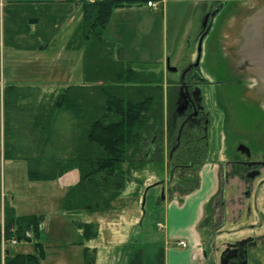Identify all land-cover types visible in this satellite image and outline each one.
Listing matches in <instances>:
<instances>
[{
	"label": "rangeland",
	"instance_id": "rangeland-1",
	"mask_svg": "<svg viewBox=\"0 0 264 264\" xmlns=\"http://www.w3.org/2000/svg\"><path fill=\"white\" fill-rule=\"evenodd\" d=\"M216 3L224 4L214 15L208 33L202 39L198 67L202 77L208 82L203 83L205 91L208 94L210 89L218 87L222 95L231 99L227 110L226 127L229 134L239 141L256 138L264 146V89H258L257 86L258 77L259 80L264 81V72L260 75H249L247 71L238 68L237 61H234L241 46L248 44V39L245 38L249 32L248 28L250 30L251 27H255L258 19H264V0H212L211 2L196 0L193 9L190 8L191 3L182 5L186 10L183 13L169 4L167 34L165 36L163 34L161 20L158 27L156 23L153 36L147 38L122 30L118 34V40L113 41L114 59L130 61L136 68L145 64L148 70L162 72L164 85L169 80L175 81L173 84L178 83L177 72L168 71L165 62L168 59L169 65L180 71L195 61L196 39L203 24L204 13ZM158 15L161 17L160 10ZM30 20L34 21L30 22ZM81 20V6L78 2L68 0L46 5L10 6L5 8L4 14L0 10V222L3 223L5 203L11 204L17 215H44L38 239L44 244L46 251V258L41 259L44 264H81L84 248V245L79 243L81 241H85V245L88 243L89 246H96V256L97 247L101 248L99 257L97 256L99 264H114L124 256L152 258L153 255V258L161 260L162 252L159 250L162 243L164 244V235L163 230L158 227V222H163L167 211L171 214L174 209L172 204H176L179 200L175 199V202H170L168 205V199L173 196L174 190L190 186V182L181 183L180 177L189 178L191 181L199 178L197 171H193L190 167L174 166L177 164L172 162L178 161L175 159L176 156L172 158V162L148 163L142 170L134 172L133 177L127 180L124 190L114 202L115 211L89 215H70L62 212V197L69 185L77 181L79 176L76 169L54 180L31 181L27 177V163L24 159L5 156L6 151L12 153L13 150L7 147L10 138L4 134L8 125L5 116L4 87L14 85L18 87L19 92L33 95L26 101L31 102L37 110L42 102H51L50 96L56 95L59 89L70 83L82 81L83 48L72 49L67 46ZM164 46L170 49H167L169 53L165 57L162 56ZM173 46L176 48L173 49ZM166 93L165 90L164 94ZM212 99L214 100V94L210 92L206 98L207 110L213 122L209 131L210 148L201 149L199 155L194 158L195 167L198 168L211 161L218 165V162L225 157L222 147L224 130L221 127L224 113ZM166 156L165 153L164 161L167 160ZM189 156L184 155L185 161L191 160ZM184 159L179 161L184 162ZM201 173L206 186L200 199L206 195L211 183L210 171L204 169ZM220 173L218 172L219 176ZM163 183L165 189L162 191ZM221 186L220 183L219 189ZM232 189L239 195L240 189L237 188V184L235 187H229V190ZM164 196L167 197L166 202L163 201ZM173 197L177 198L178 195ZM250 203L252 204V201ZM235 205L236 210L232 212L226 207L227 213L224 218H232L239 208L242 209L237 202ZM257 205L259 207L261 205V192ZM196 212L197 210L193 208L192 213L190 210L189 214H186V218L189 217L184 225H180L184 234L190 235V231L194 229ZM259 217V214L252 210L249 217L242 214L236 221L221 225L216 230L215 236L204 243L207 248V263H213V259L215 263L218 262L225 243L239 237H255L263 233L264 224H261ZM79 219L97 222L98 236L86 241L74 224V221ZM175 223L178 224L176 221ZM146 227L152 228L150 232L152 235L149 234V230V236L142 233ZM115 229L119 231L116 236L113 235ZM121 229H125L123 234ZM150 236L153 238L154 250L147 255L142 251L134 254V239H137L138 244H144L143 241ZM121 242L124 243L119 245ZM258 242L253 248L254 257L249 259L248 264H264V240ZM3 243L2 250L8 248L11 253L36 251L34 239ZM107 245H114L109 254L105 252Z\"/></svg>",
	"mask_w": 264,
	"mask_h": 264
},
{
	"label": "trees",
	"instance_id": "trees-1",
	"mask_svg": "<svg viewBox=\"0 0 264 264\" xmlns=\"http://www.w3.org/2000/svg\"><path fill=\"white\" fill-rule=\"evenodd\" d=\"M68 1L81 6L82 20L67 46L83 48L82 81L59 89L50 96L51 102H42L37 110L26 101L33 95L19 92L14 85L5 86L8 125L4 134L10 138L7 147L13 150L5 156L24 159L31 181L54 180L76 169L79 176L62 197V212L109 213L115 211L114 202L134 172L148 163L164 162L166 146L171 147L175 140V81L164 85L162 72L114 59V43L104 37L114 9L149 0ZM194 75L206 82L200 72ZM223 98L218 92L215 102L227 114ZM43 222L44 215H17L14 207L5 203L0 264H43L46 251L38 240ZM74 224L86 241L99 234L97 222L79 219ZM32 239L35 253L2 250L3 242ZM79 243L84 245L81 264H95L96 248L85 241Z\"/></svg>",
	"mask_w": 264,
	"mask_h": 264
},
{
	"label": "flooded vegetation",
	"instance_id": "flooded-vegetation-1",
	"mask_svg": "<svg viewBox=\"0 0 264 264\" xmlns=\"http://www.w3.org/2000/svg\"><path fill=\"white\" fill-rule=\"evenodd\" d=\"M223 4L221 7H223ZM216 5L214 7L211 5L209 11L204 13L203 21L206 15L209 17ZM199 31L196 40H198L199 35L203 31V27ZM254 37L255 35L253 34ZM251 51V54H248L246 59H243V57L240 59L242 63L237 64V67L247 71L249 75H260L261 72H264L263 45L253 41ZM193 63H189L186 68L180 71L176 69L175 73L177 72L178 74V83L172 85L175 87L174 90L177 95L176 108L173 114L176 132L175 140L172 141L171 147L168 148L166 146V161H171L176 156L175 159H178V161H173L172 164L176 163V166H180L181 168L184 166L195 167L196 160L194 158L199 155L200 150L206 147L210 148L209 131L213 122L210 112L207 110L206 98L208 94L210 95V92H213L214 100L212 99V101L216 103L218 92L221 95L223 94L219 91L218 87L210 89L207 94L203 83L207 84L208 82L196 79L197 77L194 74L199 72V66L195 68ZM199 77L202 78V76ZM258 78V89H264V81ZM222 97H224L222 102L229 107L231 99L229 97L226 98L224 95ZM227 121L228 115L224 114L221 127L224 130L222 147L225 157L217 165V173L221 172L219 179L222 185L220 189V209L223 214H225L226 207L232 212L236 210L234 208H236L235 204L237 202L248 214L252 210H255L260 216L261 224H264V146L256 138H248L245 139L246 141L236 140L232 134L227 132ZM230 152L232 153L230 154ZM184 155H190L189 158L191 160L185 161ZM183 159L184 162L188 163L180 162ZM211 163L215 164L212 161ZM231 181L237 184V188L238 186H242L243 189L239 191V195L234 193V189L230 190L228 192V201H226L223 198L225 185L230 184ZM260 192L261 205L259 207L257 202ZM246 200H251L252 204L250 202L245 203ZM258 240H264V230L256 239L254 237H245L225 243L220 251L217 264H248L249 259H253L254 257L253 248L259 243Z\"/></svg>",
	"mask_w": 264,
	"mask_h": 264
},
{
	"label": "crops",
	"instance_id": "crops-1",
	"mask_svg": "<svg viewBox=\"0 0 264 264\" xmlns=\"http://www.w3.org/2000/svg\"><path fill=\"white\" fill-rule=\"evenodd\" d=\"M59 1L62 2L64 0H0V10H2L4 14L5 8H9L10 6H13V7L22 6L23 7V6L34 5V4L35 5H46V4H53ZM155 1L160 6L161 17L158 15L159 11L156 13L146 4L133 5L130 7H122V8L114 9L111 13L109 22L105 29V33H104L105 39L114 43L113 41L118 40L117 39L118 34L121 33L122 30H125L129 34L137 33L136 35H141L142 37L144 36L146 38L148 36H153L154 27L156 26V23H157V27L158 25H160V20H161V26L163 24V27H162L163 34L165 36L167 34V31H166L167 9L169 7V4H172L174 9H178V11L183 13L184 11H186L184 10V6H185L184 4L191 3L190 8L193 9V5L196 0H155ZM198 1L211 2L212 0H198ZM172 48L175 49L176 46H173ZM167 49L169 48H167V46L165 48L164 46V50L162 52L163 57H165V55L169 53ZM164 162H167V161L165 160ZM190 169H192L193 171H197V173L199 174V178L197 180L193 179L191 181V179L189 178L186 179V178L180 177L182 182L181 181L179 182L184 183V184L190 182L189 184L190 186H188L187 188L181 187L180 189L173 191V196L178 195V197L175 198L173 196H170L167 204L169 205L170 202L172 203V202H175V199H179L176 202L177 205L172 204V206H174V209L171 212V214L167 211L163 222H158V227L161 230H163V235H164L163 236L164 244L162 243V246H160V250H159L160 252H162L161 260L153 258V255H152V258H148V257L131 258V257L124 256L123 258L121 257L118 261H115L117 259L113 260L115 261L114 264H156V262H158L159 264H208L207 263L208 255L206 251L207 248H205V244H204L205 241L215 236L216 230L219 229L221 225L226 224L227 222H230L233 220L236 221L238 217L241 216L242 214L247 215L248 217L250 216L251 213L248 214L246 213V211L244 212V208L242 209L239 208L238 209L239 212L237 210L236 212L237 214L236 215L234 214L232 218H224L223 216H225V214H223L222 211L219 213L221 187L220 189L218 187L220 186V179H219V174L217 173L218 168L216 164L207 162L206 164H204L203 166L199 168L190 167ZM204 169H206L207 172L210 171L211 183H210V187L208 188L209 190L206 193V195L200 199L202 191L205 190V186H206L204 183V178L201 175L202 174L201 172ZM183 181H186V182H183ZM235 184L236 183L231 181L230 184L228 183L225 186L223 198L226 201H228L227 200L228 195H229L228 192L230 191L228 186L230 185L233 187L235 186ZM238 188L240 190L243 189L242 186H238ZM161 189L162 191L165 189L164 183ZM166 200H167V197L164 196L163 201L166 202ZM249 202L251 201L250 200L245 201V203H249ZM194 204H197V205L194 206ZM193 208L197 210L196 217L194 220V225H193L194 229L190 231L191 233L190 235L184 234L180 228V225H184L185 220L189 217L188 216L186 218V214H189L190 210L192 213ZM225 213H227V211H225ZM255 213L257 214L256 211ZM259 220H260V217H259ZM175 221L178 222V224H176ZM260 227H261V224H260ZM123 230H122V234L124 233ZM148 230H149V234H151L150 232H152V228L147 229V227L142 230V233L148 235ZM262 230H264V228H262ZM118 232L119 231L115 229L113 235L116 236ZM256 237L257 236H255L254 239H256ZM241 238H245V237H239L236 239H241ZM146 239L143 241L144 244L143 243L138 244V242L136 241L137 239H134V244H135V246L133 247L134 254L142 251L143 253H146L147 255L149 252H152L154 250L153 249L154 243H153L152 236H150L149 238L147 237ZM180 240L186 243L185 247H180L177 244V242ZM122 243L124 242H121L119 245H122ZM107 246L108 247H106L107 249H105L106 250L105 252L109 254V252L110 253L112 252V248L114 247V245H107ZM123 246H126V244H123ZM90 247L96 248V246H90ZM100 249H101L100 247H97L98 257H99L98 254L100 252ZM97 256L95 257V264H99L98 263L99 260ZM211 264H217L215 263V259H213V263Z\"/></svg>",
	"mask_w": 264,
	"mask_h": 264
},
{
	"label": "water",
	"instance_id": "water-1",
	"mask_svg": "<svg viewBox=\"0 0 264 264\" xmlns=\"http://www.w3.org/2000/svg\"><path fill=\"white\" fill-rule=\"evenodd\" d=\"M222 6V3H219L215 8L214 10L211 12V14L209 15H206L205 18H204V21H203V24H202V27H203V31L201 32V34L199 35L198 37V40H197V51H196V58H195V61L193 63V66L195 68H197L199 66V62H200V56H201V44H202V39L203 37L208 33L210 27H211V23H212V19L215 15V13L219 10V8ZM34 20H30V22H33ZM258 22H255L257 23L255 25V27H251V29L249 30L248 28V34L245 35V38L246 39H251V41H248V44L246 46H241L240 48V52L237 54L236 56V61L237 63L236 64H241L242 62L240 61V59H243L248 56V54H251V45L253 43V41L255 43L259 42L263 45V48H264V21L263 19H258L257 20ZM259 28V29H258ZM253 34L255 35V37L253 38ZM239 59V60H238ZM166 69L168 71H171V72H175L176 71V68L175 67H172L169 65V61L168 59L166 60ZM163 198V197H162Z\"/></svg>",
	"mask_w": 264,
	"mask_h": 264
},
{
	"label": "built area",
	"instance_id": "built-area-1",
	"mask_svg": "<svg viewBox=\"0 0 264 264\" xmlns=\"http://www.w3.org/2000/svg\"><path fill=\"white\" fill-rule=\"evenodd\" d=\"M148 7H150L153 11H158L159 10V4L156 1L149 0L146 4ZM177 244L180 247H185L186 243L182 240L178 241Z\"/></svg>",
	"mask_w": 264,
	"mask_h": 264
},
{
	"label": "bare ground",
	"instance_id": "bare-ground-1",
	"mask_svg": "<svg viewBox=\"0 0 264 264\" xmlns=\"http://www.w3.org/2000/svg\"><path fill=\"white\" fill-rule=\"evenodd\" d=\"M263 21H264V19H263Z\"/></svg>",
	"mask_w": 264,
	"mask_h": 264
}]
</instances>
